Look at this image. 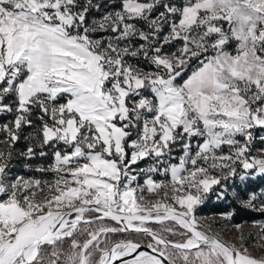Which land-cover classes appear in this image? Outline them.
<instances>
[{
    "label": "snow or ice",
    "instance_id": "6c2138e0",
    "mask_svg": "<svg viewBox=\"0 0 264 264\" xmlns=\"http://www.w3.org/2000/svg\"><path fill=\"white\" fill-rule=\"evenodd\" d=\"M256 177L264 0H0V264H264Z\"/></svg>",
    "mask_w": 264,
    "mask_h": 264
},
{
    "label": "trees",
    "instance_id": "16d2710c",
    "mask_svg": "<svg viewBox=\"0 0 264 264\" xmlns=\"http://www.w3.org/2000/svg\"><path fill=\"white\" fill-rule=\"evenodd\" d=\"M19 170L23 171L22 168H19ZM232 203L233 201L231 199H227L226 201L225 200L218 201L216 200L215 196H210L206 204L199 209V214L202 215L219 214L224 210L228 209L229 206L232 205ZM262 219H264V217L256 213L242 212V213H237V215L234 216L232 224L251 223L253 221H258Z\"/></svg>",
    "mask_w": 264,
    "mask_h": 264
},
{
    "label": "rangeland",
    "instance_id": "374dc122",
    "mask_svg": "<svg viewBox=\"0 0 264 264\" xmlns=\"http://www.w3.org/2000/svg\"><path fill=\"white\" fill-rule=\"evenodd\" d=\"M235 183L237 185V189L241 191V195H244L245 193H244V191H242V189L244 188V185L242 184V182L237 180ZM249 186H250V189H253V190L256 189L258 186H264V179H262L261 177H256L255 179H253L249 182ZM229 199H231V198L229 197ZM219 214H208V215L199 214V215L202 217H206V218H212V217L219 216ZM240 224L243 225L246 233H253L256 231V229L253 227L252 222L251 223H240ZM234 233H235L234 227H229V230L226 233V238L232 237L234 235Z\"/></svg>",
    "mask_w": 264,
    "mask_h": 264
}]
</instances>
